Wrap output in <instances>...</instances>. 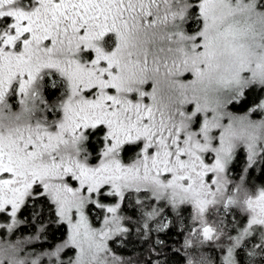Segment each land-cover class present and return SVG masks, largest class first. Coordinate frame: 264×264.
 Segmentation results:
<instances>
[{
    "label": "snow or ice",
    "instance_id": "snow-or-ice-1",
    "mask_svg": "<svg viewBox=\"0 0 264 264\" xmlns=\"http://www.w3.org/2000/svg\"><path fill=\"white\" fill-rule=\"evenodd\" d=\"M257 170L264 0H0V264H264Z\"/></svg>",
    "mask_w": 264,
    "mask_h": 264
},
{
    "label": "trees",
    "instance_id": "trees-1",
    "mask_svg": "<svg viewBox=\"0 0 264 264\" xmlns=\"http://www.w3.org/2000/svg\"><path fill=\"white\" fill-rule=\"evenodd\" d=\"M251 183L253 185H260L261 183H264V177H262L259 173V171L257 170L256 172H253L251 175ZM23 234H29V230L26 229L21 233V235ZM57 238L60 237V232L56 233ZM174 241H176V243L173 245L174 247H178L179 243L182 241V237L180 236H175L172 238ZM136 241V237L133 236L132 240L130 242H128V246L127 247H123L121 249V254L124 255L126 258H137L140 255L139 249L141 247V245L139 243H135ZM49 243H51V241H49Z\"/></svg>",
    "mask_w": 264,
    "mask_h": 264
},
{
    "label": "rangeland",
    "instance_id": "rangeland-1",
    "mask_svg": "<svg viewBox=\"0 0 264 264\" xmlns=\"http://www.w3.org/2000/svg\"><path fill=\"white\" fill-rule=\"evenodd\" d=\"M232 175H233V177H235V176H236V173H233ZM27 235H28V234H23L22 236H27ZM114 247H115L116 251H117L118 253L121 254V249H122L123 247H120V246H118V245H114Z\"/></svg>",
    "mask_w": 264,
    "mask_h": 264
}]
</instances>
